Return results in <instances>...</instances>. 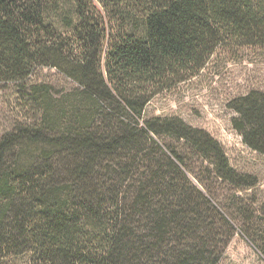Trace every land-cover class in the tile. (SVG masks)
<instances>
[{"label": "trees", "instance_id": "trees-1", "mask_svg": "<svg viewBox=\"0 0 264 264\" xmlns=\"http://www.w3.org/2000/svg\"><path fill=\"white\" fill-rule=\"evenodd\" d=\"M229 41L264 47V0H0V84L54 68L78 86L55 107L33 85L38 120L0 139V253L30 264H220L239 230L264 256V231L219 194L220 183L251 189L257 178L231 167L208 132L143 118ZM229 108L243 144L264 155V92Z\"/></svg>", "mask_w": 264, "mask_h": 264}, {"label": "rangeland", "instance_id": "rangeland-1", "mask_svg": "<svg viewBox=\"0 0 264 264\" xmlns=\"http://www.w3.org/2000/svg\"><path fill=\"white\" fill-rule=\"evenodd\" d=\"M108 48L106 44L104 54ZM33 85L46 88L55 107L60 101L69 99L68 96L78 88L54 68L37 69L21 84H0V139L18 124L38 120L40 111L31 98ZM256 91L264 92V47L229 41L215 50L194 77L154 96L145 107L143 118L178 117L216 139L222 145L231 167L239 173L255 176L258 181L257 186L251 189H235L220 183L219 194L228 199L229 209L239 211L236 205L242 206L243 211H235V214L243 216L250 228L264 231V155L243 144L242 137L232 124L237 113L229 108L234 99ZM50 107L56 113V108L51 104ZM165 140L176 149L188 150L183 142L171 138ZM191 163L197 174L207 173V163L201 167L196 158H192ZM190 178L198 185L192 176ZM31 259L29 255L7 256L0 253V264H30ZM220 264H264V256L237 230Z\"/></svg>", "mask_w": 264, "mask_h": 264}]
</instances>
